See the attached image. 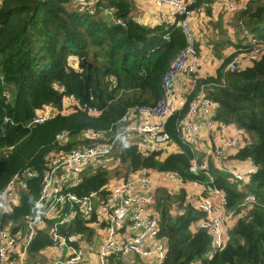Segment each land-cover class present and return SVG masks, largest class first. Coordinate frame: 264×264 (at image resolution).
Instances as JSON below:
<instances>
[{"label":"trees","instance_id":"1","mask_svg":"<svg viewBox=\"0 0 264 264\" xmlns=\"http://www.w3.org/2000/svg\"><path fill=\"white\" fill-rule=\"evenodd\" d=\"M202 4L203 0H197L187 6V11ZM100 6L111 10L110 15L103 10L85 14L71 7L69 0H1L0 194L18 172L30 169L37 174L26 182L18 206L9 214H0V226L18 225L13 232L24 230L25 219L39 197L49 153L67 151L73 146L68 143L59 147L55 136L67 132L74 139L83 130L111 129L112 136L118 133L125 125L121 119L128 109L156 105L162 95L164 74L188 44L177 25L184 16H176L173 23L149 27L133 19V0H103ZM209 11L206 9L207 14ZM221 23L218 19V40L212 47L215 57L221 60L215 76L197 79L184 108L166 123V131L180 151L160 160V154L141 157L135 147L123 146L116 157L125 170V178L140 169H149L176 172L186 182L206 183L205 176L190 172L194 155L175 131L190 101L204 87L207 98L217 105L213 120L221 125H234L246 134V144L234 158L251 161L256 167L247 183L230 182V174L209 168L211 186L224 194L228 210L238 211L246 195L253 196L255 203L247 216L237 220L228 231L225 247L209 256L212 249L209 235L202 229L190 230L204 214L186 207L181 214L171 215V204L182 202L184 191L172 198L158 190L160 236L167 240L161 264H264V54L244 69L226 70L240 50L228 57L221 52L228 47L243 46L230 41ZM234 26L238 43L250 36L264 44V0H249L236 13ZM69 57L78 60L77 69L69 65ZM65 96L76 98L100 114L90 117L77 110L25 128L45 106L60 109ZM195 156L200 163L201 159ZM110 171L85 172L80 183L68 191L79 197L97 191L118 175ZM48 232V227L37 231L29 243L27 252L32 260L52 244ZM60 233L84 234L88 240L92 235L78 217L66 230L62 227Z\"/></svg>","mask_w":264,"mask_h":264},{"label":"built area","instance_id":"2","mask_svg":"<svg viewBox=\"0 0 264 264\" xmlns=\"http://www.w3.org/2000/svg\"><path fill=\"white\" fill-rule=\"evenodd\" d=\"M69 1L72 7L88 15H94L98 10H103L107 15L111 13V10L101 8L100 3L103 0ZM195 1L197 0H152V15L160 24L173 23L176 16H184L177 25L182 28L188 42L171 62L162 78L161 98L154 107L128 109L121 119V122L125 123L124 127L113 136L111 129L83 130L74 139H71L67 132L55 136V143L59 147L68 143L73 146L67 151L49 153L48 163L40 181L39 197L25 219L24 235V230L21 229L13 232V228L18 227L17 224L0 226V264H26L29 259V243L37 231L47 227L52 244L39 253L51 256V264H110L111 261H119L129 256L137 257L147 264H161L167 252V240L160 236V217L155 207L159 189H166L168 195L184 190L183 201L171 204V215L181 214L186 207L204 214L198 222V229L204 230L211 239L212 249L209 256L225 247L228 231L237 220L247 216L255 199L246 195L238 211L228 210L224 194L211 186L213 179L207 161L202 160L199 163L195 156L203 151V147L199 145L202 130L212 134V156L219 162L227 159L226 150H240L244 147L238 148L234 142L216 139L214 136L219 124L213 120L217 105L207 98L204 87H200L190 101L186 114L177 121L175 131L181 142L188 146L194 155L190 161V172L205 176L208 180L206 183L186 182L176 172L140 169L114 185L108 181L105 186L86 196L79 197L68 191L80 183L83 173L99 169L110 170L115 161L119 163L116 155L123 146L135 147L141 157L151 154H160V157L170 145L177 146L166 131V123L169 117L180 112L186 103L187 97L177 94L176 81L180 77L189 79L195 76L199 69L198 52L193 46L192 32L188 26L190 12L187 11V6ZM212 1L226 13L233 15L243 10L249 0ZM195 10L200 9L197 7ZM242 46V54L235 57L226 70L244 69L264 54V44L253 37L247 36ZM77 62L74 57L68 58L69 65L75 69ZM77 110L90 117L100 114V111L87 104H81L76 98L65 96L60 109L45 106L36 112L25 128L30 129L58 114L68 115ZM229 170V181L238 183H247L249 176L255 172V169L244 173L235 172L231 168ZM36 176L35 171L24 169L11 178L0 194V214H9L18 206L26 182ZM186 186H189L191 191L185 190ZM77 217L89 230L94 228L102 232V240L95 248L94 262L89 256L96 244L97 235L96 238L91 235L94 245L90 248L91 238L88 240L84 234L65 236L60 233L62 227L66 230Z\"/></svg>","mask_w":264,"mask_h":264},{"label":"crops","instance_id":"3","mask_svg":"<svg viewBox=\"0 0 264 264\" xmlns=\"http://www.w3.org/2000/svg\"><path fill=\"white\" fill-rule=\"evenodd\" d=\"M133 1H134V9L132 12V17L135 21H137L138 23L142 25L149 26V27H153V26L160 24V21L152 15L153 13L152 0H146V1L133 0ZM181 1L184 2V0H181ZM198 8L200 10L197 11L194 9L190 11L189 17H188V26L192 32L193 46L198 52L199 69L195 76L189 79L180 77L176 81L175 89L177 91V94L185 98L189 96L194 90L195 82L197 79H204L206 77H214L216 74L217 68L221 64V60L215 57V54L212 48L214 45V41L218 40V32H219L218 19L220 18L222 19L221 22L223 23V25L221 23L222 25L221 28L223 31L227 32V36L229 37L230 41L234 45L240 44L242 46V44L245 43V41H241L240 43L237 42V37L235 35L237 32L236 28L235 26L234 28L231 26V24H234V17L236 14L231 15V14L226 13L225 17H228L230 19V22H229L230 24L227 26L226 19L223 16H221V14H218L220 12L221 7L218 6L216 3H214L212 0H203V4L200 5ZM206 9L210 10L209 14H207ZM207 22L208 23L217 22L216 27L218 28V29L217 28L215 29L216 36L213 37V39H211L210 43H206L204 41L205 39L203 38V36H201V34L199 33L197 29L199 25V28L200 29L202 28L205 32V27H206ZM230 27L234 29V32L233 30L230 29ZM230 33L232 36L234 35L232 38L230 36ZM239 38L242 39V35H239ZM241 49L240 48L236 49L235 47H228L224 49L221 52V54H223V56L225 57H228L231 54ZM239 54H242L241 51ZM74 64H76V62H74ZM244 64H246V61H244ZM214 136L216 137V139L222 138L224 140L232 141L238 146V148L243 147L247 141L246 134L242 130L235 127L234 125L218 124L217 131L215 132ZM213 144H214V140H213L212 134L207 130H202L199 136V145L203 147V151L202 153L197 154V155L199 157V160L201 159V161L202 160L207 161L209 168H212L219 172H224L227 174H230L229 168H231L235 172H240V173L247 172L250 169L256 170L255 165L251 161H238L234 158L235 154L238 152V149H235V148L226 150V154H227L226 160L219 162V160L214 159L212 156V151H211L213 149ZM179 151H180L179 147L176 146L175 144H172L164 151V153L159 158L160 160H162L167 155L178 153ZM109 181L111 185H114L116 182H119L121 180L119 179V181H116V180H109ZM165 190L162 189V191L166 192ZM185 190L191 191V188L189 186H186ZM181 191H184V190L182 189ZM179 195L180 194L178 193V191H174L171 194H169V196H171L172 198H175ZM156 204H157V196H156ZM156 204H155V207L157 209ZM197 229H198V222L194 223L190 227V230L192 232H195ZM91 231H92L93 236H95V238L97 235L96 244L89 256V258L94 262L96 261L95 248L98 245L97 243H100V241L102 240V232L94 228H92ZM91 241H92V238L89 241L90 248H92L94 245V242H91ZM34 261H35V264L36 263L51 264L52 260H51V256L49 255L45 256V254L41 252L36 256ZM119 262H120L119 264H147L143 260L137 257H134V256L122 258L121 260H119ZM110 264H112V262Z\"/></svg>","mask_w":264,"mask_h":264},{"label":"rangeland","instance_id":"4","mask_svg":"<svg viewBox=\"0 0 264 264\" xmlns=\"http://www.w3.org/2000/svg\"><path fill=\"white\" fill-rule=\"evenodd\" d=\"M143 1H146V0H143ZM184 2H186V0H184ZM71 7H72V5H71ZM218 14H221V16H223L226 19V25L228 26L230 24L229 23L230 22V19L228 17H225L226 12L223 10V8L220 9V12ZM221 21H222V19H221ZM216 23L217 22H209V23L207 22L206 27H205V32H204V30L202 28L200 29L199 28V25H198V28L197 29H198L199 33L201 34V36H203V38L205 39L204 41L206 43H210L211 39H213V37L216 36V33H215V29L217 28L216 27ZM222 25H223V23H222ZM231 26L234 28V24H231ZM232 27H230V29L233 30V32H234V29ZM230 36L232 38L234 35L232 36L231 33H230ZM114 156H115V154H114ZM110 170H111L110 171L111 173L117 172L118 175L116 177H111L109 180L119 181V179L122 180V179L125 178L124 177L125 170H124V168L122 169V167H120L118 161H115L110 166ZM24 233H25V230L22 232V235H24ZM26 264H35V263H34V260H32L31 258H29L28 261L26 262Z\"/></svg>","mask_w":264,"mask_h":264}]
</instances>
